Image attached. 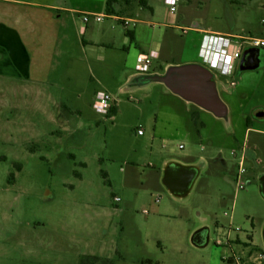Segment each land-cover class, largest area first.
I'll list each match as a JSON object with an SVG mask.
<instances>
[{
  "label": "rangeland",
  "instance_id": "1",
  "mask_svg": "<svg viewBox=\"0 0 264 264\" xmlns=\"http://www.w3.org/2000/svg\"><path fill=\"white\" fill-rule=\"evenodd\" d=\"M148 2L155 14L144 10L130 28L140 44L152 34L161 41L151 70L163 72L201 64L194 24L207 33L256 36L264 21V0H181L172 14L164 0ZM130 7L138 8L134 1ZM126 45L129 57L104 62L83 59L76 43L66 56L59 49L49 84L32 104L28 91L1 82L0 264H80L84 255L113 264H226L228 241L246 242L247 234L263 249L264 119L250 113L264 114V61L227 78L213 70L225 121L158 82L140 78L142 89L119 92L125 75L136 74L138 55L148 53ZM98 91L113 97L114 114L95 111ZM71 129L76 133L65 132ZM242 147L254 159H245L243 189L236 190ZM169 163L199 167L185 197L162 183ZM201 228L209 243L196 247L191 236Z\"/></svg>",
  "mask_w": 264,
  "mask_h": 264
},
{
  "label": "crops",
  "instance_id": "2",
  "mask_svg": "<svg viewBox=\"0 0 264 264\" xmlns=\"http://www.w3.org/2000/svg\"><path fill=\"white\" fill-rule=\"evenodd\" d=\"M105 1L0 0V85L2 81H7L8 86L28 91L30 94L29 103L32 104L36 100L35 97H40L38 92L44 90V86L49 84L58 50L60 49V56H66L70 43H76L83 59L90 62L94 59L104 62L106 59L115 58L116 54L122 55L124 52H126L124 55L129 57L130 50L126 43L134 44L139 52L145 49L148 53L160 52L161 41L155 39L153 34L149 43L140 44L137 41L136 27L126 29L121 23L122 19L136 20L140 23L138 18L142 16L140 13L144 10L154 15L155 10L149 5L148 0L147 5L152 10L138 7L137 10L131 9L120 16L106 14ZM84 14L101 15L103 20L101 22L90 20L84 23L82 20ZM117 23L123 27V34L118 32ZM125 31L133 32V42H130L126 37ZM261 34L262 30L256 36ZM141 54H147V52ZM151 69H153V64ZM161 72V70L154 69L146 75L161 74ZM125 76V83H121L118 87L119 92L123 90L124 86L133 90L143 88L144 82L141 83L142 80H140L143 75L136 73ZM91 80L94 81V78L91 77ZM112 108L115 113L114 101ZM108 114L112 115L113 113L109 112ZM262 118L264 119V116ZM75 131V129H71V131L65 132L76 133ZM60 132L55 130L51 134ZM68 156L74 158L72 154ZM247 158L254 159V154L249 149H246ZM246 238V242L240 237L228 241L227 245L231 254H236L237 245L242 247L241 256L245 257L264 251L262 247L250 242L249 234L246 235ZM224 258L222 260L227 264L229 261Z\"/></svg>",
  "mask_w": 264,
  "mask_h": 264
},
{
  "label": "water",
  "instance_id": "3",
  "mask_svg": "<svg viewBox=\"0 0 264 264\" xmlns=\"http://www.w3.org/2000/svg\"><path fill=\"white\" fill-rule=\"evenodd\" d=\"M263 63L262 50L248 48L241 56L238 71H253ZM144 82H158L171 94L188 104L212 114L215 118L227 120L228 110L220 99L214 74L202 64L168 66L161 74L143 75ZM260 113V116H263ZM199 167L180 163H169L163 173L162 183L175 195L185 197L199 174ZM258 190L264 199V174L258 178ZM191 243L204 247L209 243L208 229L201 228L191 236ZM264 249V227L262 229Z\"/></svg>",
  "mask_w": 264,
  "mask_h": 264
},
{
  "label": "built area",
  "instance_id": "4",
  "mask_svg": "<svg viewBox=\"0 0 264 264\" xmlns=\"http://www.w3.org/2000/svg\"><path fill=\"white\" fill-rule=\"evenodd\" d=\"M175 0H169L172 5ZM173 10V9H172ZM82 20L87 23L90 20L101 22V15H82ZM122 26L126 29L131 27V24H137L136 20L122 19ZM262 34L260 36H235L234 38L216 33H205L202 44L199 50V58L201 63L208 69L216 71L222 77H232L236 61L239 59L242 51L248 48L264 49V21L261 22ZM157 58L156 52H149L137 57L135 71L137 74L146 75L150 73L153 61ZM113 97L104 91H98L95 94L94 109L97 113L108 115L113 104ZM138 135L142 131L137 132ZM181 148V146H179ZM235 154V151H232ZM238 173L236 177L235 189H243L241 181L244 174V161L246 159V149L242 147L239 152ZM118 201V199H116ZM218 244H221L218 242ZM227 264H264V251L256 252L247 257L237 255L235 253L224 258Z\"/></svg>",
  "mask_w": 264,
  "mask_h": 264
},
{
  "label": "trees",
  "instance_id": "5",
  "mask_svg": "<svg viewBox=\"0 0 264 264\" xmlns=\"http://www.w3.org/2000/svg\"><path fill=\"white\" fill-rule=\"evenodd\" d=\"M132 1H134L140 9L147 8L148 10H152L147 5V0H106L105 13L108 15L120 16L124 12L131 10L130 6L132 4ZM125 35L129 38L130 42H133L134 38L132 31H125ZM109 112L114 114V109L111 107ZM193 116L195 117V114ZM245 124L247 129L250 128V119L247 117L245 120ZM17 168L19 167L17 166ZM11 178H14L13 174L10 175V179ZM80 264H113V261L109 258H102L95 255H84L80 259Z\"/></svg>",
  "mask_w": 264,
  "mask_h": 264
},
{
  "label": "flooded vegetation",
  "instance_id": "6",
  "mask_svg": "<svg viewBox=\"0 0 264 264\" xmlns=\"http://www.w3.org/2000/svg\"><path fill=\"white\" fill-rule=\"evenodd\" d=\"M180 2H181V0H175L174 3L171 5V4L169 3V0H164V3H165L166 5H170V6H171V7H170V13H171V12H175V6L177 5V3H180ZM172 9H173V10H172ZM171 14H172V13H171ZM192 27H193V30H194L195 32L202 34V39H201V43H200V47H201L203 37H204L205 33H207V32H205V31L199 29V27H198L196 24H194ZM223 35H225V36H227V37H230V38H234V37H235V35L227 34V33H224ZM200 47H199V50H200ZM161 48H162V45H161ZM261 50H264V49H261ZM244 51H245V50H244ZM244 51H242V53H243ZM242 53H241L239 59H238V60L236 61V63H235L234 70H233V75H234V72L238 71V66H239V62H240V59H241ZM198 54H199V51H198ZM156 55H157V58H156V59H158L159 56L161 55V49H160V52H156ZM156 59H155V60H156ZM262 59H263V61H264L263 56H262ZM201 64H202V63H201ZM202 65H203V64H202ZM203 66H205V65H203ZM205 67H206V66H205ZM209 70H210V69H209ZM210 71L213 73L212 70H210ZM162 72H163V71H162ZM162 72H161V73H162ZM213 74H215V72H214ZM260 113H261V112H260V110H258V109L252 110L251 113H250V115H251L250 117L254 118L255 120L258 119V118H262V116H260ZM263 116H264V115H263Z\"/></svg>",
  "mask_w": 264,
  "mask_h": 264
}]
</instances>
